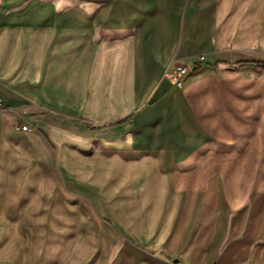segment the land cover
I'll return each mask as SVG.
<instances>
[{
    "label": "crops",
    "instance_id": "crops-1",
    "mask_svg": "<svg viewBox=\"0 0 264 264\" xmlns=\"http://www.w3.org/2000/svg\"><path fill=\"white\" fill-rule=\"evenodd\" d=\"M258 64L264 0H0V202L55 170L71 189L50 198L64 235L17 225L10 258L56 244L76 264H264Z\"/></svg>",
    "mask_w": 264,
    "mask_h": 264
},
{
    "label": "rangeland",
    "instance_id": "rangeland-1",
    "mask_svg": "<svg viewBox=\"0 0 264 264\" xmlns=\"http://www.w3.org/2000/svg\"><path fill=\"white\" fill-rule=\"evenodd\" d=\"M201 57L203 58V56H199V60ZM193 63L189 60L184 65H190L192 68ZM53 177L55 180L53 184L35 178L34 181L39 183L17 186L16 193H21L20 199L0 202V264H76L79 252L70 246L59 249L56 248V244H24L23 259L20 263L17 262L15 254L10 258V252L13 249L10 251L9 244L5 243V238L9 237L11 230L12 233L15 231L17 225H22L28 230L29 242H33L39 237H41L39 240L46 239L52 223L58 225L56 227H58L61 237L64 235L62 233L64 217H58L50 209L53 204L50 198H54L53 196H57V194L67 196L71 189L57 170L54 171ZM93 218L98 224L107 225L112 230L115 229L112 220L97 218L94 215ZM48 235L49 239H54L53 233L49 232Z\"/></svg>",
    "mask_w": 264,
    "mask_h": 264
},
{
    "label": "built area",
    "instance_id": "built-area-1",
    "mask_svg": "<svg viewBox=\"0 0 264 264\" xmlns=\"http://www.w3.org/2000/svg\"><path fill=\"white\" fill-rule=\"evenodd\" d=\"M202 60L203 58L201 57L199 62L193 63V66L195 67L199 66ZM190 69H191L190 65H183V64H178L177 62H174L173 70L167 71V73L176 74L180 78H184L188 76ZM27 127H28L27 124H21V123H18L16 126V128L21 131H25Z\"/></svg>",
    "mask_w": 264,
    "mask_h": 264
},
{
    "label": "trees",
    "instance_id": "trees-1",
    "mask_svg": "<svg viewBox=\"0 0 264 264\" xmlns=\"http://www.w3.org/2000/svg\"><path fill=\"white\" fill-rule=\"evenodd\" d=\"M244 65H247V63H240V64H235L233 67H242V66H244ZM258 65H261V66H264V64H258ZM127 120V118H125V119H123V120H120V121H118V122H116V123H114V124H122V123H124L125 121ZM77 123H79L80 121H76ZM87 125H89V124H87ZM111 125V124H110Z\"/></svg>",
    "mask_w": 264,
    "mask_h": 264
},
{
    "label": "bare ground",
    "instance_id": "bare-ground-1",
    "mask_svg": "<svg viewBox=\"0 0 264 264\" xmlns=\"http://www.w3.org/2000/svg\"><path fill=\"white\" fill-rule=\"evenodd\" d=\"M101 247V246H100Z\"/></svg>",
    "mask_w": 264,
    "mask_h": 264
},
{
    "label": "water",
    "instance_id": "water-1",
    "mask_svg": "<svg viewBox=\"0 0 264 264\" xmlns=\"http://www.w3.org/2000/svg\"><path fill=\"white\" fill-rule=\"evenodd\" d=\"M175 261V260H174Z\"/></svg>",
    "mask_w": 264,
    "mask_h": 264
}]
</instances>
